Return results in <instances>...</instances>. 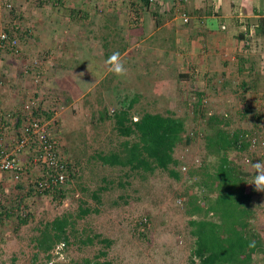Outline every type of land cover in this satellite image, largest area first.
<instances>
[{"label":"rangeland","instance_id":"obj_1","mask_svg":"<svg viewBox=\"0 0 264 264\" xmlns=\"http://www.w3.org/2000/svg\"><path fill=\"white\" fill-rule=\"evenodd\" d=\"M109 1L111 2L21 0V3H0V26L8 25L4 19L6 21L14 14V21L19 20L22 24L20 34L32 33L28 42L39 47L38 52L36 48L33 49L41 55V57L31 55L27 52L29 48L26 47L23 52L21 50L18 57L8 55L0 60L2 111L17 113L22 104L30 98H35L41 109L47 111L50 108L57 112L56 119L60 124V133L63 134L60 151L74 164L72 169L74 175H68L67 184L57 196H54V192L39 194L37 191H30L31 182L37 177L32 171L24 174L18 182H15L10 174L0 177V212L3 213L0 216V264H29L36 254L38 262L45 261L46 255L41 252L38 254L31 239L39 235L45 222L61 215H69L72 219H76L81 208L89 209L90 213L76 220V228L79 231L85 229L89 233H99L105 238L112 239L113 244L108 248L107 254V259L112 264H197V261H190L193 239L189 233L188 218L184 214L183 199L178 196L184 188L186 179L176 181L160 170H156L153 174L148 173L144 178L137 175L125 177L120 168L105 166L104 159L112 155L111 153L121 152L125 142L124 138L118 136L114 130L112 119L104 118L107 106L100 93L109 97L112 92H122L119 94L121 101L124 95L128 97L134 95L135 101H143L141 104L135 103L133 107L137 116L143 112L141 107L147 102L148 104L144 106L146 112L165 114L171 111L176 117L184 118L187 132L192 134V140L187 146L176 148L175 157L190 165H198L201 161L202 135L205 133V122L200 119L203 117L194 114V104L198 95L201 96V110L206 111V117L214 113L226 112L232 119V129L239 125L243 126L244 122L240 121V114L244 110V102H249L247 105L255 109L261 108L262 103L258 104V99L253 98L252 92L247 97L248 101L242 98L240 88L242 83H247V86H252L253 83L245 81L241 76L238 81L231 80L234 82L228 86L221 85L224 82L223 78H215V82L214 79L205 76L202 80L203 90L199 92L201 89L193 83L189 84L188 81L182 80L177 70L171 72H164L161 68L156 71L151 70L162 62L163 58L159 55L167 48L168 42L161 41L160 33L155 34L150 40L145 41L146 45L152 48L153 53L142 55V46L145 45L142 42L143 38L136 42L138 45L132 43L133 40L139 39V33L144 30L145 25L149 32L156 31L155 23L151 21L143 23L141 15L143 3H130L131 0ZM10 3L12 9L7 11L4 4ZM71 10L77 13L71 16ZM157 14L160 16L158 12ZM164 16L167 17L168 14ZM188 17L190 20L189 15ZM33 25L37 28H33ZM166 31L168 30L165 29L162 33L165 34ZM49 33L67 36V64L60 74H56L55 62L53 67V54L47 53L45 51L47 49L40 47L41 44L35 40L39 35L42 37V34L46 36ZM104 37L109 39V46L105 50L111 54L118 52L125 42L129 48L136 45L133 48L135 55L140 52V56L136 61L134 60L135 76L128 78L109 72L102 83L93 88L84 100L74 104L76 120L70 117L61 120L65 113L64 107L68 106L69 101L65 103L67 92L59 91L63 87L58 89L57 85H64L67 82V89L73 87L78 91L81 73L84 77L89 74L93 79L104 72L106 68L104 62L107 60L103 49ZM21 42L20 36V46ZM159 45L164 46L163 49ZM128 55L126 53L121 58L125 66L130 59ZM252 57L258 60L257 56ZM35 60L38 61V65L34 64ZM42 61L47 63L43 64ZM145 65L148 66L146 74ZM167 68L165 66V70ZM44 72L48 73V78L45 77ZM35 74L39 76L33 78ZM242 76L246 77V75ZM56 77L58 80H55ZM173 89L178 92L177 101L172 98L170 100L161 98L162 93L166 97L170 96V92H174ZM130 100L128 99V102ZM73 109L67 108V116H70ZM130 113L133 114L132 111ZM255 151L259 157L264 155L262 148ZM24 160L26 161V158ZM244 165L248 170H253L246 160ZM183 168L181 171L184 173ZM103 178L111 181L113 185L110 190L100 194L98 203L91 195L93 191L99 189L97 187ZM120 182L124 187L119 186ZM19 195L24 197L23 210L32 214V218L25 226H19L15 216L19 214L15 210ZM257 199L259 211L253 225L264 237V192H259ZM6 209L9 210L10 216L5 215ZM94 209L98 212L93 211ZM99 249H103V246L97 243L82 245L79 243V237L76 236L71 238V245L68 248L58 247L52 253V260L63 263L85 257L91 258Z\"/></svg>","mask_w":264,"mask_h":264},{"label":"trees","instance_id":"obj_2","mask_svg":"<svg viewBox=\"0 0 264 264\" xmlns=\"http://www.w3.org/2000/svg\"><path fill=\"white\" fill-rule=\"evenodd\" d=\"M142 1L143 5L148 6L149 0ZM76 13L71 10V16ZM153 15L155 25L158 27L162 19L158 18L156 11ZM13 16L14 14L7 20H11L10 25L17 26L16 31L20 33L22 24L19 20L14 21ZM107 19L109 21V17ZM258 30L260 34H264V19L260 20ZM246 36L242 33L239 38L244 40ZM108 46L109 39L104 37L103 49L105 50ZM127 48L126 42L122 44L118 51L120 55ZM104 53L106 59L111 55L106 50ZM249 62L248 81L253 84L247 86V83L243 82L240 87L245 101L246 95L250 92L253 94L264 92V88L261 87L264 86L262 85L264 75L260 71V62L254 57ZM243 67L241 66V69ZM35 76L39 75L35 74L33 78ZM179 76L182 79L183 75ZM67 101H69L68 96ZM248 103L244 102V110L240 114V121L244 122L243 126L239 125L232 129V119L226 112L214 113L206 117V111L201 110V96H197L194 114L203 117L200 119L205 122V133L202 135V158L198 165L186 164L175 157L176 148L190 144L192 134L187 132L186 120L176 117L171 111L165 114L143 111L138 114L137 120H134L130 112L135 106V101H130L128 105L122 103V108L114 111L111 116L107 112L104 116V118L112 119L114 130L118 136L124 138L125 142L121 152L111 153L112 155L104 159L105 166L120 168L125 177L137 175L144 178L146 174H153L156 170H160L176 181L186 179L184 188L178 196L183 199L184 214L188 218L189 233L193 239L191 262L264 264V237L253 225L258 217L257 195L259 192L254 190V186L248 184L252 180L253 170H248L244 165L246 159L255 163L264 158V155L260 157L257 155L251 142L255 136L264 132V110H262L264 105L255 109L247 105ZM0 113H2L1 109ZM34 114L44 120H50L54 116V111L50 108L47 111L39 109ZM23 117L21 111H18L13 129L15 136L20 135L18 131ZM55 123L60 129L58 119ZM183 167L184 173L181 171ZM73 168L74 164L69 159L68 175H74ZM111 185H113L111 181L103 178L97 187L99 189L93 191L91 197L99 203L100 194L110 190ZM119 186L124 187L122 182ZM29 189L35 191L32 186ZM58 192L55 191L54 196H57ZM37 193L50 194L51 192ZM23 201L24 197L19 195L15 204V210L19 213L15 214L19 226L27 225L32 218L31 213L23 210ZM93 211L98 212L97 209ZM89 213V209L81 208L76 219H72L69 215H61L45 222L39 235L34 236L31 241L38 254L41 252L46 255V260L38 262L36 254L29 264H112L107 259L108 248L113 244L112 239L105 238L99 233H89L85 229L79 231L76 228V220L82 219ZM2 215L3 213L0 212V216ZM5 215L10 216L9 210L6 209ZM76 236L79 237V243L82 245L97 243L102 245L103 249H99L91 258L85 257L63 263L53 261L52 253L60 246L68 248L71 245V238ZM253 241L255 246L249 247Z\"/></svg>","mask_w":264,"mask_h":264},{"label":"crops","instance_id":"obj_3","mask_svg":"<svg viewBox=\"0 0 264 264\" xmlns=\"http://www.w3.org/2000/svg\"><path fill=\"white\" fill-rule=\"evenodd\" d=\"M6 2L21 3V0H0V3ZM85 2H87V0H85ZM108 2L110 3L111 1L102 0V3ZM130 3L144 2L142 0H131ZM148 3V6L142 5L141 7L143 23L150 21L155 23V17L153 16V12L155 11L160 14L159 18L162 19L161 22H165H160L162 25L160 24L161 26L159 25L158 27L155 25V32H149L145 25V28L143 27L144 30L139 33V39L133 40L132 43L137 44L136 42L143 38L142 42H144L145 45L142 46V55L145 53H149L148 55H150L153 53V50L149 47V45H146V40H150L153 35L160 33L161 41L168 42L166 49H163L164 46L159 45L160 48L163 49V53H160L159 56L163 59L159 65H155L154 69L151 68V70L156 71L159 68L164 70V72L177 70L178 75H183L182 80L188 81L189 84L193 83L200 89L204 85L202 80L205 76L214 80L215 78H223L224 82L221 85L228 86L230 83L238 81L237 79L240 76L245 81L249 80V60L254 55L257 56L260 62V71L262 75H264V34H260V31L258 30L260 20L264 19V0H149ZM183 10L190 16L188 23H184L179 16V11ZM165 12L168 14L167 17L164 16L166 14ZM251 25H256L254 37L249 38L246 36L244 40H241L239 38L240 35L244 33L243 31L245 28L249 29ZM34 27L37 28V26L33 25V28ZM165 29L168 31L164 34L162 32ZM245 34L247 35V33ZM30 35H32V33L28 32H24V34L21 35V50L23 52V50H26V47H28V53L41 57V55L36 53L33 49L36 48L38 52L40 48L35 47L32 42H28ZM35 40L41 44L40 47L47 49H44L47 53L53 54V67L55 62L57 64V67L55 68L56 74H60L65 69V65L67 64V36H57L56 33H49L46 36L42 34V37L39 35V37L35 38ZM47 45L49 47H47ZM134 45L131 48L128 47L123 55L121 54L122 58L126 53H128V56L131 59L127 60V66H125L128 69L126 75L128 78H133L135 76L134 62L137 57L140 56V52L135 55V51L133 49ZM42 62L43 64L47 63L44 61ZM243 64L245 65L244 67ZM104 66H106L105 70L103 69L104 72L95 76L93 79H91L89 74H86L85 77L84 75L81 76L79 85L80 88H78V91H75L73 87H68L67 89V82L64 85H57L58 89L63 87L59 91L64 90L67 92L64 99L65 103H67V96L69 98V104L66 108L64 107L65 113L62 115L61 120H67L69 117L74 121L76 120L74 114L76 113V109H73L74 104L77 102L80 103L92 92L93 88L102 83L110 72L108 70L109 66L105 62ZM165 66L168 67L166 70ZM241 66L243 67L242 69ZM146 68H148V66L145 65V74ZM148 70L149 69H147V71ZM2 72H4V70ZM242 75H246V77ZM45 77L48 78V73H45ZM56 79L58 80L57 77L55 80ZM173 90L174 92H170V96L168 97L162 93L161 98L164 100H170V98H172L177 101L178 97L176 94H178V92L175 91V89ZM202 90L203 89L199 90V92H202ZM121 93L122 92H112L109 97L108 95L105 96L104 93H100L101 97L104 99L103 102L107 106L106 112L108 115L118 109H121L122 103H124V105H128L130 101H135L133 99L134 95H132V97L131 95L129 97L124 95L122 101L119 100V94ZM252 95L253 98H256V100L258 99V104L261 102L262 105H264V92ZM246 96L248 97L249 94ZM173 97L177 98L174 99ZM247 97L246 100L248 101ZM128 99L131 100L128 102ZM148 101L150 100L148 99ZM141 102L143 101H135L137 104H141ZM146 104L148 103L144 102V105L141 107L143 111ZM67 108H72L74 110L73 112H70V116H67ZM0 109L3 110L1 106ZM134 111L135 108L132 110V116L133 119H136L138 116L134 113ZM7 132L8 136L5 137V147L11 143L9 138L13 132L12 127H10ZM62 135L63 134H61V139L63 138ZM24 157L25 156H22V159Z\"/></svg>","mask_w":264,"mask_h":264},{"label":"built area","instance_id":"obj_4","mask_svg":"<svg viewBox=\"0 0 264 264\" xmlns=\"http://www.w3.org/2000/svg\"><path fill=\"white\" fill-rule=\"evenodd\" d=\"M4 7L7 11L12 9L11 3L4 4ZM179 16L184 23H188L189 17L184 11H179ZM4 22L8 25L0 26V60L8 55L18 57L21 54V34L16 31L18 27L10 25L11 20ZM255 30L256 25H251L243 32L253 38ZM34 64L38 65V61L35 60ZM39 109L41 106L35 98H30L23 104L19 110L24 116L18 131L20 135L15 136L13 131L9 138L11 143L7 147L4 145L7 130L10 127L14 129L18 112L0 113V177L10 174L18 182L24 174L32 171L37 175L36 180L31 182L35 191H61L68 182L69 160L60 151L61 133L55 123L58 113L54 112L50 120H44L34 114ZM251 142L254 149H264V132L255 136ZM22 156H25L26 161ZM246 162L250 161L246 159Z\"/></svg>","mask_w":264,"mask_h":264},{"label":"clouds","instance_id":"obj_5","mask_svg":"<svg viewBox=\"0 0 264 264\" xmlns=\"http://www.w3.org/2000/svg\"><path fill=\"white\" fill-rule=\"evenodd\" d=\"M109 66V71L116 76H126L128 69L125 67L124 62L121 60L119 52H113L105 61ZM83 76V73L80 74ZM253 169L252 180L249 185L254 186V190L264 192V160H257L255 163L249 162ZM255 242H251L249 247H254Z\"/></svg>","mask_w":264,"mask_h":264}]
</instances>
